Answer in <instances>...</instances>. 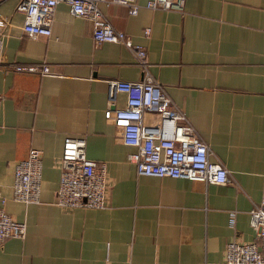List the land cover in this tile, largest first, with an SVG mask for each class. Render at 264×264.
Listing matches in <instances>:
<instances>
[{"label": "crops", "instance_id": "crops-1", "mask_svg": "<svg viewBox=\"0 0 264 264\" xmlns=\"http://www.w3.org/2000/svg\"><path fill=\"white\" fill-rule=\"evenodd\" d=\"M18 2L0 0V193L26 234L4 241L0 264H224L227 242L255 241L249 211L264 198V0H184L182 13L141 6L134 16L99 3L115 29L146 49L150 75L209 146V160L227 170L225 184L137 175L127 160L135 148L104 116L126 103L122 91L108 101L107 80L143 77L132 54L95 43L91 23L64 3L50 36H26ZM10 62L46 63L50 74L13 72ZM66 135L83 137L87 158L105 163L104 209L55 204ZM30 148L42 153L40 200L25 205L12 200L11 186Z\"/></svg>", "mask_w": 264, "mask_h": 264}, {"label": "built area", "instance_id": "built-area-1", "mask_svg": "<svg viewBox=\"0 0 264 264\" xmlns=\"http://www.w3.org/2000/svg\"><path fill=\"white\" fill-rule=\"evenodd\" d=\"M122 5L128 15L137 14L141 6L182 13L184 0H19L16 11L23 16L22 31L26 36H50L55 7L68 6L73 16L91 23V37L97 44L117 43L124 46L141 69L140 80H107V97L113 103L118 91L126 94L123 107H108L106 118L121 129L123 144L135 148L127 160L137 175L180 178L211 184L229 181L227 170L209 160L211 151L186 113L178 107L163 85L149 73L146 49L132 42L123 31L115 29L99 8V3ZM7 22L0 19V54ZM149 28L143 34L149 35ZM8 68L18 73L49 75L46 63L10 62ZM1 105V100H0ZM59 181L55 204L62 209L106 207L108 180L105 163H97L85 154V139L66 135L58 160ZM42 153L30 148L25 159L13 166L12 200L25 205L40 200ZM6 198L0 193V246L8 238L23 239L24 222L14 220L4 210ZM235 211L228 214V225L235 223ZM249 225L255 231V241L231 240L224 248V264H264V198L249 211Z\"/></svg>", "mask_w": 264, "mask_h": 264}]
</instances>
